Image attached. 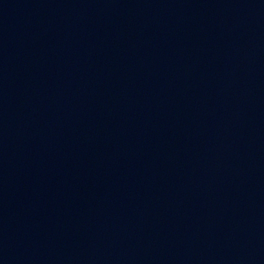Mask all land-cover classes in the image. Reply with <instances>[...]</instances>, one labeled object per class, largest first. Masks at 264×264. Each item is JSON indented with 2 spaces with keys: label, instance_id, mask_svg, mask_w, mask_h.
<instances>
[{
  "label": "water",
  "instance_id": "water-1",
  "mask_svg": "<svg viewBox=\"0 0 264 264\" xmlns=\"http://www.w3.org/2000/svg\"><path fill=\"white\" fill-rule=\"evenodd\" d=\"M0 264H264V0H0Z\"/></svg>",
  "mask_w": 264,
  "mask_h": 264
}]
</instances>
